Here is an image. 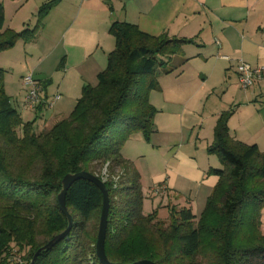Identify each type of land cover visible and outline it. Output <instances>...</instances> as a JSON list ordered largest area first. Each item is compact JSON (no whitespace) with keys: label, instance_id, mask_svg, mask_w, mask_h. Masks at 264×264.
<instances>
[{"label":"trees","instance_id":"16d2710c","mask_svg":"<svg viewBox=\"0 0 264 264\" xmlns=\"http://www.w3.org/2000/svg\"><path fill=\"white\" fill-rule=\"evenodd\" d=\"M49 6V2L41 5L39 17ZM33 33L32 29H5L0 4V51L20 38L30 39ZM109 33L115 47L108 53L97 84L83 86L71 113L43 133L34 132L31 122L24 123L12 106L4 90V69L0 68V257L6 250L4 246L11 243L18 251L30 246L23 263L28 264L40 248L34 242L37 231L52 239L67 226L56 199L63 176L89 171V165L95 162L109 161L113 167L124 166L127 170L128 163L120 152L123 144L134 133H141L148 141L154 131L157 109L149 101V92L158 87V70L169 73L181 63L169 69L158 68L190 40L165 33L150 35L127 22H113ZM142 76L147 77L144 86L140 84ZM229 113L223 112L218 118L207 149L218 156L221 167L209 171L218 176V181L198 216L190 208L172 207L170 222L162 228L155 213L142 212L144 195L138 172L126 171L127 183L116 189L123 197L117 216L112 215L110 200L105 238L110 261L131 264L149 259L167 264L176 258L180 264H200L195 259L202 245L201 228L208 224L214 235L206 264H264V234L260 231L264 152L256 144H245L230 136ZM105 184L111 198V186ZM65 202L79 218L71 214L70 232L41 251L34 264H101L95 247L90 248L80 236L93 212L101 210L100 189L86 179H78L67 190ZM242 231H246L244 238L238 236ZM137 237L149 246L159 242L160 249L136 245ZM1 264H8L5 257Z\"/></svg>","mask_w":264,"mask_h":264},{"label":"crops","instance_id":"0c3cea01","mask_svg":"<svg viewBox=\"0 0 264 264\" xmlns=\"http://www.w3.org/2000/svg\"><path fill=\"white\" fill-rule=\"evenodd\" d=\"M50 3L39 17L38 10ZM4 28L34 31L0 51L4 90L24 123L36 133L48 131L73 110L85 85H96L115 47L113 22H127L150 35L190 40L158 70V87L150 93L157 108L150 140L134 133L120 152L140 176L142 191L158 195L168 209L187 207L195 215L204 208L218 181L220 168L209 153L214 127L230 112V136L256 144L264 152V79L243 89L238 59L264 65V0H0ZM227 57V58H226ZM161 68V67H160ZM158 68V69H160ZM34 75L44 100L52 106H25L21 79ZM59 95L58 99H54ZM126 169V168H124ZM126 172V173H127ZM125 173V174H126ZM161 185L165 192L154 190ZM144 194V193H143ZM264 234V208L260 212Z\"/></svg>","mask_w":264,"mask_h":264},{"label":"rangeland","instance_id":"374dc122","mask_svg":"<svg viewBox=\"0 0 264 264\" xmlns=\"http://www.w3.org/2000/svg\"><path fill=\"white\" fill-rule=\"evenodd\" d=\"M167 64L164 65L163 67H159L160 69H166ZM166 67V68H165ZM147 77L142 76L140 79V84L142 86L145 85ZM154 90L153 89L149 92V101H150V93ZM157 109V108H156ZM151 139V138H150ZM149 139V140H150ZM90 170L89 172L97 175L100 179H102L105 183H109L111 186V204H113V210H112V215H116V209L118 206H120V201L123 198L119 193H117L116 189L120 187L122 184L121 183H127V178H126V169H124V166L120 167H113V164L109 161L102 163V162H95L91 163L89 165ZM132 171V170H131ZM130 171V172H131ZM131 174V173H130ZM130 174L128 176H130ZM140 177V176H139ZM141 184V182H140ZM107 187V186H106ZM142 190V187H141ZM142 193H144V198H143V204H142V212L143 214H150V213H155L156 214V219L160 221V225L162 228H165L168 226L170 222V217H169V211L167 205H165L164 200L158 195L155 196H149L147 194V191L143 190ZM57 196V195H56ZM178 210L179 208L176 207ZM69 212L71 214H74V219H78L79 216L77 213L73 212L71 208L69 209ZM100 209H97L95 212H93V215L89 221L86 222L84 230L81 232V241L84 242L86 245H88L90 248L95 247V240L97 239V232H98V226H99V218H100ZM117 216V215H116ZM177 216V215H175ZM246 231H242L241 238L245 237ZM213 232L209 231V226L208 224L204 225L201 228V250L197 258L195 259V262L200 263V264H206L207 257L209 253H207V249L211 246V240L213 238ZM50 239L46 238L45 235L42 233V231H37L34 237V242L37 244H40V247L43 246L45 243H47ZM142 239L140 237L136 238L135 244L136 245H146L150 250L156 251L159 250V242L158 243H153L151 246H149L146 242L141 241ZM3 249H6L2 252L1 257H0V264L2 262V258L5 257L7 259L8 264H15L17 262L18 257H21L22 261L25 263L26 253L28 249H30V246H26V248L23 249V251H18L17 246L14 243H11L6 246H4ZM177 259L174 258L172 262H169L167 264H180V262L176 261ZM5 261V260H4ZM183 264H193L191 261H185Z\"/></svg>","mask_w":264,"mask_h":264},{"label":"water","instance_id":"95a60500","mask_svg":"<svg viewBox=\"0 0 264 264\" xmlns=\"http://www.w3.org/2000/svg\"><path fill=\"white\" fill-rule=\"evenodd\" d=\"M78 179H86L92 182L94 185H96L100 189L102 193V207H101L100 218H99L97 239L95 242V255L97 256L101 264H122L119 262L110 261L105 252V238H106L108 214H109V208H110V198H109L108 189L106 187L105 182L102 179H100L97 175L89 171H86V170H82L76 173H67L63 176L61 180L62 187H61L60 192L57 194L56 199H57V204H58L59 209L67 218V226L62 232L55 235L47 243H45L43 246L38 248L28 264H34L38 254L41 251H44L52 247L57 242L65 238L67 234L70 232L73 226V217L66 206L65 198H66V193L69 187L72 185L74 181ZM131 264H156V263L149 259H141Z\"/></svg>","mask_w":264,"mask_h":264},{"label":"built area","instance_id":"2783aa9c","mask_svg":"<svg viewBox=\"0 0 264 264\" xmlns=\"http://www.w3.org/2000/svg\"><path fill=\"white\" fill-rule=\"evenodd\" d=\"M227 58V57H226ZM235 70L238 77V82L241 88L248 89L253 86L256 80L264 79V65L252 66L248 62L238 59L235 65ZM24 89V104L29 109H35L41 105L52 106L54 100H44L41 95V83L31 74H26L21 79ZM60 96L55 95L54 99H58ZM166 187L161 185L154 191L156 193L165 192ZM17 263L23 264L21 257H18Z\"/></svg>","mask_w":264,"mask_h":264}]
</instances>
